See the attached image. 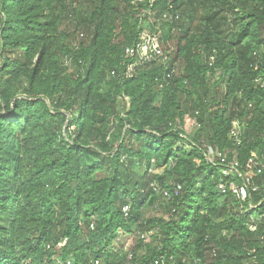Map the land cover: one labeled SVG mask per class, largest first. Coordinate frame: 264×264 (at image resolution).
I'll return each mask as SVG.
<instances>
[{"label": "trees", "instance_id": "obj_1", "mask_svg": "<svg viewBox=\"0 0 264 264\" xmlns=\"http://www.w3.org/2000/svg\"><path fill=\"white\" fill-rule=\"evenodd\" d=\"M79 2L63 26L66 0H0V264H264V169L242 204L206 157L264 161V0ZM152 20L168 66L127 79ZM188 117L194 135L175 125ZM136 233L150 244L127 249Z\"/></svg>", "mask_w": 264, "mask_h": 264}, {"label": "built area", "instance_id": "obj_2", "mask_svg": "<svg viewBox=\"0 0 264 264\" xmlns=\"http://www.w3.org/2000/svg\"><path fill=\"white\" fill-rule=\"evenodd\" d=\"M133 5L137 10H139L141 5L146 6L148 9L153 7L152 0H133ZM163 19L167 22L179 20V14L173 10V7H170V12L166 13L163 16ZM157 34L158 33L156 32L150 31L142 32L138 41L126 49L125 58L127 60V67L125 77L127 79H134L137 77L139 71L145 66L168 64V61L170 60L169 55L171 52L165 48L161 37ZM167 78H170V76L168 75ZM258 83H261V81H258ZM163 86L164 85H161V87ZM195 124L198 129L201 127L199 123L195 122ZM229 138L233 140L237 146L242 144V131L239 122L233 123ZM206 157L212 164L219 162L223 168L221 170L222 175L225 178H228L227 181H222L219 183V192L224 196L231 195L242 204H244L247 199H249V202H251L250 190L253 193H256L260 190V187L256 184L255 180L264 169V161L262 160L261 162H254L249 170L240 171L237 159L228 161L227 155L218 149L208 147ZM164 195L166 198H169L168 192H165ZM260 205L261 204H251L250 209L257 210ZM124 213L126 216H128L129 209L125 208ZM250 228L252 231H256L257 225H251Z\"/></svg>", "mask_w": 264, "mask_h": 264}, {"label": "rangeland", "instance_id": "obj_3", "mask_svg": "<svg viewBox=\"0 0 264 264\" xmlns=\"http://www.w3.org/2000/svg\"><path fill=\"white\" fill-rule=\"evenodd\" d=\"M85 12V6L83 4H81L79 2V0H66V9L64 11V25L63 26H68L70 24H75V21L80 17V15L82 13ZM150 13L151 11L148 10L147 11V16H150ZM144 18V16H143ZM154 24H155V21L152 20L150 24L148 23H143V32L145 31H149L152 27L154 28ZM68 28V27H67ZM155 31L154 32H158L157 35L161 36L163 34V28L160 24L156 25L155 26ZM156 32V33H157ZM161 35H160V34ZM126 59V58H125ZM63 61V64L64 66L66 67V69L71 72V73H77V71L79 70L78 66L72 61L70 60L69 58L67 57H64L62 59ZM170 61V60H169ZM168 61V63H169ZM163 66H168V64L166 65H163ZM176 70L175 72H178L179 73V67L176 65ZM161 85H164L163 83H161ZM161 85L159 86V90H162L164 88L161 87ZM128 100L126 99H122L120 100V109H121V112H124L128 109ZM179 129L181 130H184L185 134L187 135H194L197 131H198V128L195 124V120L192 119L191 117L189 118L188 117V120L185 121L184 123L177 120L176 121V124H175ZM240 185V184H239ZM161 213L153 208H148L146 211H145V214H144V218L145 219H151V218H154L155 216H159ZM141 238L145 241L146 244H150L151 242V239H150V234H144V235H138L137 233L130 236V237H127L125 240H124V245L127 249H131L133 248L134 246H136L137 244V241L138 239Z\"/></svg>", "mask_w": 264, "mask_h": 264}]
</instances>
